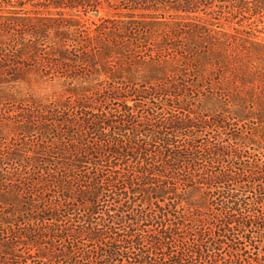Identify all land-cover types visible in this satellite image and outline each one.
Segmentation results:
<instances>
[{"label":"trees","instance_id":"16d2710c","mask_svg":"<svg viewBox=\"0 0 264 264\" xmlns=\"http://www.w3.org/2000/svg\"><path fill=\"white\" fill-rule=\"evenodd\" d=\"M104 6L127 12L84 18ZM263 21L264 0H0V264H264V131L227 87ZM32 74L62 94L15 93Z\"/></svg>","mask_w":264,"mask_h":264},{"label":"rangeland","instance_id":"374dc122","mask_svg":"<svg viewBox=\"0 0 264 264\" xmlns=\"http://www.w3.org/2000/svg\"><path fill=\"white\" fill-rule=\"evenodd\" d=\"M28 8L34 9V7L31 4L27 5ZM117 12L120 13H126V10H116L113 7L104 6L103 8H100L98 11H92L88 15L84 16V18L88 19L89 21L96 20L98 21L101 17H109V16H116ZM148 13V12H146ZM170 12H166L165 16L167 17V20L170 19L169 17ZM174 15V14H173ZM152 16V15H151ZM158 16V15H154ZM155 20H158L159 22H164L163 18H156ZM219 23L221 25V28L224 31H227L229 33H234L235 30L233 27L238 26L235 22H227V20L224 19V16H222L219 19ZM241 29L245 28L246 30L249 29L247 25L244 24V27H240ZM248 37H251V39L261 43L264 45V21L258 23V25H253L252 34ZM252 65L256 66L257 69L255 71H252V76L249 75V78H244L242 82H240L237 87L234 85L226 83L229 87L230 91H233V89H236L242 93L243 100L238 101L234 100L231 101L230 104L238 108L237 106L244 107L248 106L250 104L253 105V107L250 109L252 117H255L257 121L260 120V124L263 127L264 131V59L258 60L256 58H253ZM248 66V65H247ZM244 69L240 70L243 71ZM246 73V72H245ZM15 93L19 94H33L37 96L38 98L45 99L47 97L52 96H60L62 94V88L60 85L46 81L45 79H42L40 75L32 74L27 78L26 81L19 82L14 89ZM4 93H0V98H2ZM223 101V100H222ZM205 105L207 108L215 109V108H221L223 106V103L221 101H218L216 99L205 101ZM248 110V109H247Z\"/></svg>","mask_w":264,"mask_h":264}]
</instances>
